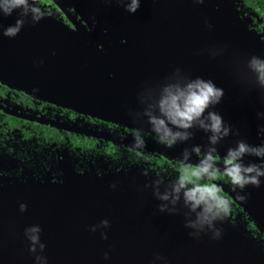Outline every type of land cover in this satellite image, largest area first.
<instances>
[{"label": "water", "instance_id": "1", "mask_svg": "<svg viewBox=\"0 0 264 264\" xmlns=\"http://www.w3.org/2000/svg\"><path fill=\"white\" fill-rule=\"evenodd\" d=\"M191 1L193 10L184 6L179 9L180 24L160 26L144 9L133 14L137 22L132 27L126 23L124 31L133 38H181L182 48L197 47L182 49L179 76L160 75L162 82L156 76V84L165 86L171 80L175 85L180 80L186 86L197 77L206 79L211 47L215 61L231 62V70H239L240 62L248 61L250 54L261 53L264 58V46L257 37L233 25L226 0ZM17 13L20 11L12 14ZM118 15L131 20L123 16L125 13ZM23 18L28 23L21 29L22 37L26 33L31 39L36 31L32 52L38 57L31 60L22 51L8 49L16 43L14 39L7 41L6 53L0 58L2 81L101 118L150 129L145 111L158 114V109L152 108L158 99L142 98V93L132 88L134 80L113 74L108 58L85 49L56 20L42 17L37 25L30 23V16ZM14 24V19L10 20L5 28ZM73 44L80 48L81 55L66 56V52H73L67 48ZM140 51L146 60L150 52ZM163 61L164 67L179 70L174 69L173 59ZM200 61L203 65L194 68L193 63ZM153 66L149 67L156 69ZM224 75L239 77L232 72ZM147 84L152 86L153 82ZM154 94L160 93H149ZM193 133L205 145L211 135L199 127H193ZM164 194L168 199H161ZM179 197L176 200L169 187L133 177H113L105 182L72 180L62 186L29 190L0 187V264H264L263 259L250 256L229 227L217 221L212 228L201 226L196 215L201 210L190 211ZM21 204L26 205L24 211ZM258 220L264 228L263 220ZM32 228L38 231L26 235L25 229ZM216 229H221L219 238H213ZM31 235L38 237L34 252L29 250Z\"/></svg>", "mask_w": 264, "mask_h": 264}, {"label": "flooded vegetation", "instance_id": "2", "mask_svg": "<svg viewBox=\"0 0 264 264\" xmlns=\"http://www.w3.org/2000/svg\"><path fill=\"white\" fill-rule=\"evenodd\" d=\"M36 2L44 12L43 17L56 20L74 34L85 49L88 47L96 55L108 58L113 74L130 77V82H136L132 84V88L148 100L150 97L159 99L164 87L172 85L171 80L165 86L156 84V76L159 82L163 81L162 75L179 76L184 58L182 49L197 50L194 46L182 48L179 45L181 38H133L126 35L125 26L128 24L132 27L137 22L136 16L125 10L124 5L130 4L131 0H122V4L117 0ZM29 4H33V0H29ZM182 6L193 10L194 4L191 0H140L139 9L147 10L152 20L165 26L169 23L177 25L173 21L181 22L179 9ZM226 6L227 11H231L235 27L248 29L259 43H264V0H226ZM16 11L19 12L20 9ZM119 13H125L123 16L130 17L131 20L120 19ZM17 14L3 16V10L0 9V58L6 53L7 41L14 39L16 45H8V49L22 51V55L31 57V60L37 59V54L32 52L33 40L37 39L36 31L32 33L34 35L31 39L26 33L22 37V30L16 38L3 35V29L10 20L14 19L15 23L17 18H22ZM29 16L32 18V13L25 17ZM23 19L27 24V19ZM37 22L30 20L31 24L38 25ZM76 46H68L73 52H66L65 55H81L80 48ZM140 50L150 52L146 60ZM212 50L211 47V53L207 56L206 80L211 79L218 87L223 88L224 95L220 103L209 108V111H217L225 124L231 126L230 134L216 145H210L209 141L206 145L199 143L191 128L187 130L193 134L190 139L178 141L174 146L168 147L161 144L150 129L101 118L35 95L0 79V187L29 190L62 186L72 180L105 182L113 177H133L150 180L172 190L170 185L199 163L200 158L191 152L193 145H201L202 154L207 147H216L215 179L202 182L218 185L220 195L231 201L225 221L217 222L229 227L249 250L251 257L264 260V228L258 220H263L264 224V176L259 177V187L249 185L243 190L237 189L247 197L241 203L235 197L236 192L232 191L229 178L224 175L223 164L227 149L235 147L238 140L251 145L264 142V135H257L264 130V90L256 82L254 74L246 68L248 61L240 62L239 70H231V62L215 61ZM259 54L260 57L263 55ZM197 55L195 54L198 59ZM150 57L156 59L155 62H151ZM166 59H173L174 69L179 70L172 71L164 67L163 60ZM198 65L202 66V61L193 63L194 68ZM230 72L239 77H229ZM213 75L218 77L214 79ZM124 81L125 79L119 83ZM152 82V86L147 84ZM175 85L186 87L180 84V80ZM150 91L160 94L149 95ZM138 130L146 140V147L143 149L133 146V135ZM185 148L189 149L188 162L181 159ZM261 158L264 157L245 155L242 159L244 164L256 162L264 166V160H259ZM183 191L181 189L179 195L184 199ZM198 209L202 211V206Z\"/></svg>", "mask_w": 264, "mask_h": 264}, {"label": "clouds", "instance_id": "3", "mask_svg": "<svg viewBox=\"0 0 264 264\" xmlns=\"http://www.w3.org/2000/svg\"><path fill=\"white\" fill-rule=\"evenodd\" d=\"M117 2L122 4V0H117ZM198 2L203 3V0H198ZM124 6L127 12L134 14L140 8V0H131L130 4ZM0 9L3 10V16H10L14 10L20 9L19 17H25L31 11L33 21H39L44 16V12L37 6L36 0H33L31 5L29 0H0ZM23 25L24 19L17 18L14 25L3 29V35L10 38L15 37ZM247 68L254 74L256 82L264 90V58L255 54L251 55L247 62ZM223 95V88L218 87L213 80H206L202 77H197L186 87L165 86L163 94L152 105L153 109H158V114L153 110L145 111L150 130L161 144L172 147L178 141H186L191 138L193 134L187 131L188 129L199 127L205 132L211 133L208 137L209 144L216 145L230 134L231 126L226 125L223 117L215 110L208 111L207 116L204 114L207 109L220 103ZM258 115L260 114L258 113ZM257 135H264V130L258 132ZM133 138L135 148L146 147V140L140 130L134 133ZM217 151L216 147H207L202 154L201 145H193L191 152L200 158L199 163L185 174L180 175L170 185L176 200L180 198L181 189L184 190V201L186 205H189L190 211L195 212L202 206V211L196 213L197 222L201 226L208 225L210 228L214 227L216 221H225L231 206V201L220 195L221 189L218 185L202 182L215 179L217 161L214 154ZM245 155L264 157V142L260 145H251L244 140H238L235 147L227 149V155L223 159L224 175L229 178L232 191L236 192V198L241 201H246L247 197L241 195L237 189L243 190L249 185L259 187L261 184L259 177L264 176V166L261 164L243 163L242 158ZM181 159L184 162L190 161L188 148L183 150ZM259 160H264V158ZM161 199H168V195L164 194ZM20 209L24 211L26 205L21 204ZM161 211H163V206H161ZM192 226L195 227V225ZM35 231L38 229H25V234ZM220 235L221 229H216L213 238H219ZM29 240L31 242L29 250L34 252L38 237L31 235ZM41 248H44V245H41Z\"/></svg>", "mask_w": 264, "mask_h": 264}, {"label": "rangeland", "instance_id": "4", "mask_svg": "<svg viewBox=\"0 0 264 264\" xmlns=\"http://www.w3.org/2000/svg\"><path fill=\"white\" fill-rule=\"evenodd\" d=\"M174 23L176 24H179L180 22L179 21H173ZM235 70H238V69H235ZM239 72V71H238Z\"/></svg>", "mask_w": 264, "mask_h": 264}, {"label": "trees", "instance_id": "5", "mask_svg": "<svg viewBox=\"0 0 264 264\" xmlns=\"http://www.w3.org/2000/svg\"><path fill=\"white\" fill-rule=\"evenodd\" d=\"M230 13H231V11H230ZM244 30H246V31H249L248 29H244ZM251 32V31H250ZM252 34V33H251ZM262 45L264 46V43H262Z\"/></svg>", "mask_w": 264, "mask_h": 264}]
</instances>
